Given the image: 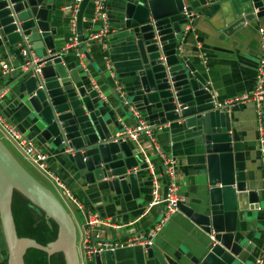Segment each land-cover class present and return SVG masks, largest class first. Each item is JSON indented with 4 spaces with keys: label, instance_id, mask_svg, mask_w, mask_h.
Returning <instances> with one entry per match:
<instances>
[{
    "label": "water",
    "instance_id": "water-1",
    "mask_svg": "<svg viewBox=\"0 0 264 264\" xmlns=\"http://www.w3.org/2000/svg\"><path fill=\"white\" fill-rule=\"evenodd\" d=\"M88 2L80 0L75 10L77 41L83 39L81 22ZM228 4L234 17L228 30L264 15V0H229ZM49 8L47 0H0V46L22 47L28 56L34 54L37 58L12 79L22 83L30 123L35 125L36 130H29L27 137L37 134L54 147L84 183H93V191L104 200L111 195L126 201L137 199L140 189L152 184L153 176L143 163L136 139L130 137V133L142 134L136 128L140 117L133 107L144 102L157 105L159 114L147 122L152 128L164 127L160 132L163 134L176 131H169L170 125L179 127L205 166L206 210H196L180 199L175 202L177 210L211 233L210 246L200 258H193L194 263L230 264L235 256L242 259L251 244L236 237L237 214L259 208L264 194L260 188H250L245 178L242 142L228 114L234 106L229 102L215 104L208 95L210 86L205 78L180 53L191 6L184 0L125 2L123 25L138 54L136 74L143 95L133 107L123 108L128 112L129 130L122 129L123 120H116V114L103 116L106 103L99 90L86 80V69L81 64L69 67L65 53L56 48L55 27L47 18ZM36 64L38 69L34 71ZM160 175L164 198L167 188L162 168ZM14 192L55 223L52 240L40 244L32 237L17 234L11 208ZM0 229L6 264H25L28 248L47 255L61 252L64 264L81 263L72 216L1 138ZM143 248L147 257L156 256L157 264H166L153 244H143ZM92 264H101L100 252L92 254Z\"/></svg>",
    "mask_w": 264,
    "mask_h": 264
},
{
    "label": "crops",
    "instance_id": "crops-1",
    "mask_svg": "<svg viewBox=\"0 0 264 264\" xmlns=\"http://www.w3.org/2000/svg\"><path fill=\"white\" fill-rule=\"evenodd\" d=\"M47 1L50 2L47 18L49 25L55 27L53 40L56 48H59L70 42L72 37L73 32L69 24L72 12L66 6L73 0ZM93 1L89 0L83 11V39L62 52L65 53V61L69 67L81 64L86 69V80L93 81L94 88L99 90L101 99L106 103L102 110L103 116L116 114V120L118 117L123 120L122 129L129 130L128 112L123 108L133 107L143 95L136 74L138 54L131 41L132 37L126 34L127 29L123 25V9L128 0H104L102 9L108 32L101 38L86 39L101 25L100 19L96 17ZM184 2L191 6L192 11L187 14L188 22L181 37L180 53L185 55L205 78L210 86L208 95L214 99L215 104L229 102L234 106L232 110H228V114L231 125L242 142L245 178L250 188H260L264 194V147L259 142L258 129L260 117L264 118V101L259 116L255 101L250 97L256 85V65L260 56L258 29L262 28L264 31V15L228 30L234 20L229 0ZM21 50L22 47L1 45L0 63L13 65L17 70L26 56ZM76 51H80L81 55H76ZM19 72L20 70L11 72L7 80L0 69V84L5 86L4 95L0 100V116L14 127L20 136L27 137L29 130L35 129V125L30 123V107L23 96L22 83L20 80L12 81ZM241 96L247 97L231 101ZM134 107V113L145 121L159 114L157 105L144 102V105ZM262 124L264 134V120ZM163 128H152L153 142L144 133H138L135 137L138 151L152 164L159 196L163 188L161 175L159 176L162 166L154 148L155 144L166 155L174 158L178 199L196 210H206L208 186L203 162L199 155L192 152V142L179 127L170 125L168 130L176 131L164 134L160 133ZM0 138L7 141L16 151L20 149L18 141L2 126ZM29 139L45 155L46 168L53 174V177L47 178V174L41 172V176L57 190L59 196L74 202L73 215H70L75 223L77 240H81L85 232L94 243L124 239L151 226L160 217L163 203L148 204L151 185L142 187L137 199L126 201L121 196L111 195L110 199L104 200L93 191V183H84L82 177L54 147L37 134ZM27 157L24 156L26 160L23 158L26 162L29 160ZM29 161L27 163L33 165ZM56 197L60 200L57 195ZM262 199L259 208H251L237 214L236 237L241 236L251 245L248 253L242 255V259L235 256L230 264H252L262 248L264 197ZM88 217L95 219L90 225L86 224ZM210 238L211 233L205 232L176 209L155 232L151 244L162 255L166 264H196L193 258H200L204 254L210 246ZM90 260L92 261V258ZM100 262L157 264L156 256L147 257L143 245L140 244L101 250Z\"/></svg>",
    "mask_w": 264,
    "mask_h": 264
},
{
    "label": "built area",
    "instance_id": "built-area-1",
    "mask_svg": "<svg viewBox=\"0 0 264 264\" xmlns=\"http://www.w3.org/2000/svg\"><path fill=\"white\" fill-rule=\"evenodd\" d=\"M80 0H73V2L69 3L66 7L71 9V19H70V28L72 30V37L70 42L64 43L62 46H60L58 49L61 51H66L71 45L75 44L77 42L76 35H75V10L77 7V4ZM94 8H95V14L96 17L100 19L101 25L96 30V32L90 34V38H101L103 35H105L108 32V25H107V20L105 18V13L103 11V5H104V0H94ZM189 14V13H188ZM259 33H260V56L257 61L256 65V85L255 88L250 95L252 99H254L255 104H256V109L259 114L261 115V105L262 102L264 101V31L262 28H259ZM85 39V38H84ZM23 55H26L24 57L23 62L20 64V68H16L13 65L6 64L4 62L0 63V69L2 72V75L4 76L5 79L8 78L9 75H11V72H16L22 69H25L29 67L32 63H35L37 58L31 56H28L26 53L25 49L21 50ZM76 55L80 56L81 52L76 51ZM38 65L36 64L34 71L38 69ZM8 80V79H7ZM6 81V80H5ZM92 85H94L93 81H91ZM5 92V86L4 84H0V100L2 96L4 95ZM247 96H241V97H235L231 101H235L238 99H243L246 98ZM120 120V119H119ZM259 132H260V137H259V142L262 143L264 142V134H263V118L260 117L259 120ZM0 126L6 129L7 133H10L17 141L19 144V147L21 151L25 154V156L29 157V160L35 163L36 165L39 166L42 171L44 170L47 172L51 177V173L48 172L46 165H45V155L39 150L38 147H36L32 141L25 137V136H20L17 131L14 129V127L10 126L5 119H3L0 116ZM137 129H140L142 133L146 134L150 140L153 142V132H152V127L151 125L145 121L144 119L138 118V125L136 126ZM131 138H135L136 134L135 133H130ZM155 151L158 155L159 161L161 163V168L163 170V177L166 180V194L165 197L162 198V196H159L158 190L156 187V175L153 172L152 169V164L149 162V159L146 156H143L144 163L145 165L149 168L150 172L152 173L153 176V182L151 184L152 190H151V197L150 201L148 202L149 205L156 204L159 202H163V210L161 212L160 217L155 221L151 226L147 228H143L137 233L126 237L124 239H112V240H104L99 243H94L91 241L89 238V235L87 232L84 233L83 238L81 240H77L76 246H77V251L79 254V250H82L83 256L88 260L92 258V254L95 251L100 252L101 250H114L118 247H123V246H132L134 244H151L153 241V236L155 232L168 220L172 212L176 210V205L175 202L178 199L176 195V172H175V162L174 158L166 155L164 152L160 150V148L155 144L154 145ZM27 157V158H28ZM66 191V190H65ZM94 217H88L86 220V224L90 225L94 221ZM79 259H80V254H79ZM252 264H264V241L261 250L259 251L258 255L255 256L253 263Z\"/></svg>",
    "mask_w": 264,
    "mask_h": 264
},
{
    "label": "rangeland",
    "instance_id": "rangeland-1",
    "mask_svg": "<svg viewBox=\"0 0 264 264\" xmlns=\"http://www.w3.org/2000/svg\"><path fill=\"white\" fill-rule=\"evenodd\" d=\"M2 141L5 143V145L9 148V150L16 156V158L32 173L34 174L41 182H43L45 185H47L59 198L60 201L63 203V205L66 207V209L70 212V214L73 215V206H72V201L67 200L64 197L59 196L57 190L44 178L41 176L43 175L44 172L47 174V178H49V174L45 172L44 170L39 168L38 165L33 163L32 161H29L31 164L27 163L24 158L25 154L19 149L16 151L7 141L3 140ZM25 160H24V159ZM37 169V171L33 168ZM48 170V169H47ZM40 171V172H38ZM40 174H38V173ZM49 173L50 170H48ZM51 175H53L51 173ZM51 177V176H50ZM63 187V186H61ZM263 202V201H262ZM12 213L14 217V222H15V228L17 232L20 234V236H29L34 238L38 243L40 244H45L49 242L50 240L53 239L54 235V228L51 226V224L46 220L45 218L42 217L39 213H35L34 211L31 210V207L27 205L23 200L20 198L15 199L13 207H12ZM5 246L4 240L2 237L1 229H0V249ZM80 254V264H87V259L83 256L82 250H79ZM4 259H5V253L0 252V264H4ZM29 264H39L36 259H27ZM49 264H61L59 257L53 256L50 261H48ZM42 264V263H41ZM48 264V263H47Z\"/></svg>",
    "mask_w": 264,
    "mask_h": 264
},
{
    "label": "trees",
    "instance_id": "trees-1",
    "mask_svg": "<svg viewBox=\"0 0 264 264\" xmlns=\"http://www.w3.org/2000/svg\"><path fill=\"white\" fill-rule=\"evenodd\" d=\"M21 163V162H20ZM22 164V163H21ZM23 165V164H22ZM24 166V165H23ZM25 167V166H24ZM26 168V167H25ZM27 169V168H26ZM28 170V169H27ZM29 171V170H28ZM30 172V171H29ZM31 173V172H30ZM32 174V173H31ZM34 177H36L34 174H32ZM37 178V177H36ZM38 179V178H37ZM17 198H20L21 200H23L27 205H29L31 207V210L34 211L35 213H39L40 215H42L43 218H45L46 220H48V222L51 224V226L54 228V232H56V225L55 223L50 219V218H47L45 217V215L43 214V212L39 209L35 210L33 208V206L28 202V200L26 198H24L21 194H19L18 192H14L13 193V197H12V201H11V208L13 207V204H14V201L15 199ZM13 214V213H12ZM14 219V217H13ZM15 223V222H14ZM17 231V230H16ZM18 235H20L18 232H17ZM55 235V233H54ZM53 235V237H54ZM0 252H4L5 253V259H4V264H6V249H5V246H3V248L0 249ZM57 256L59 257V260H60V263L61 264H64L63 263V258H62V254L61 252H55L53 254H50V255H47L44 251L42 250H39V249H35V248H28L25 253H24V262L25 264H29L28 263V260L30 258L31 259H36V261L39 263V264H49L48 261L51 260V258L53 256ZM92 261L91 260H88L87 261V264H91Z\"/></svg>",
    "mask_w": 264,
    "mask_h": 264
}]
</instances>
